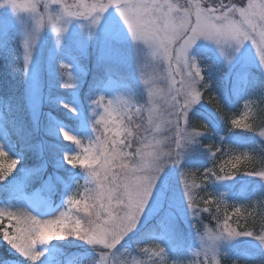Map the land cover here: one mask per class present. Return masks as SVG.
Instances as JSON below:
<instances>
[{"label": "snow or ice", "instance_id": "1", "mask_svg": "<svg viewBox=\"0 0 264 264\" xmlns=\"http://www.w3.org/2000/svg\"><path fill=\"white\" fill-rule=\"evenodd\" d=\"M13 31L15 48L8 41ZM93 46L103 71L89 82L83 60ZM14 53L30 120L9 119L14 106L0 100V192L7 194L0 234L19 264H62V248L78 242L91 246V255L68 264H186L189 258L220 264L221 256L264 264V224L257 234L233 227L226 212L219 218L226 198L255 195L246 191L247 178H260L264 191V168L238 173L242 156L249 157L229 155L220 175L206 166L216 153L203 144L212 136L225 139L221 117L203 99L211 57L232 79L225 104L243 99L247 110L231 118L226 139L247 148L259 141L264 152V122L259 130L248 122L257 102L246 98L257 85L264 93V0H0V57ZM57 63L66 71L68 95L46 97L45 75L50 84ZM137 95L144 97L140 106ZM46 102L62 109L64 119L43 113ZM258 103L264 105V94ZM193 116L207 131L193 127ZM29 153L40 162L21 165ZM49 165L64 175L45 179ZM197 167L204 170L201 184L190 179ZM29 178L48 197L60 190L61 204L25 196ZM198 200L216 203L215 228L193 225L211 213Z\"/></svg>", "mask_w": 264, "mask_h": 264}, {"label": "rangeland", "instance_id": "2", "mask_svg": "<svg viewBox=\"0 0 264 264\" xmlns=\"http://www.w3.org/2000/svg\"><path fill=\"white\" fill-rule=\"evenodd\" d=\"M235 2L239 3L240 0H235ZM17 38H18L17 32L13 31L12 33L9 34L8 41H9L10 47H12V48L16 47V45L18 44ZM95 55H97V57H98L99 53H98L97 49L93 46L92 48L89 49L87 57L83 60V63L85 65H87L89 72L91 70H94V72H96L98 70L99 71L102 70V68L98 69V67H97V58H93L94 60L91 59V56H95ZM18 56H19V53H14L13 55H10L7 57H0V99L1 100H8L14 106V111L11 113H8L9 119H11V117H14V114H22V113L24 115H25V113L29 114V112L27 110H25L23 107V94H24V87L25 86H24V83L22 80L21 73L18 71V67H19ZM205 62L208 65H212V67L210 69L211 88L207 89V90H210L211 95L209 94V92H205V90H204L203 99H204V102L208 103L210 107H213L216 111L217 110L219 111L218 102L221 104H224L225 107H228V104H225V102H224L223 96L225 94H227L229 92V90L231 89L232 79L230 76H227L225 74L227 71L226 65L221 64V63H214L213 58H211V57L207 58ZM55 71H56V78L50 84L48 82L47 74L45 75V88H44L45 96L47 97L49 94H51V96L53 98L58 96V95L66 97L68 95L67 90L62 88V84L65 81H67L66 71L60 67L59 63L56 64ZM208 74H209V71L206 70L205 75L207 76ZM163 86L164 85H161V87H163ZM139 91L140 90L138 89V92ZM262 94H264V93H262V90L260 89L259 85H257L255 87H253L252 89H250V95L248 97H246L247 99H250V100L257 102V103L250 105L251 111L248 114V122L249 123H253L255 118H256V114H255L256 108L260 105L258 103V101L260 100ZM144 95L146 96V93ZM207 98H208V100H207ZM135 99H137L138 102H139V100L142 101V104L144 103V99H142L141 96H139V95H137L135 97ZM217 100H218V102H217ZM210 103L211 104L214 103L213 104L214 106H212ZM51 106H53L54 109H56V110L63 111L54 103L46 102L43 105L42 112L43 113H50V111L47 112V109L51 108ZM137 106H139L138 103H137ZM229 107H234L233 113H232L233 117L236 115H242L247 111L245 109L243 99L234 102L233 106H229ZM50 114L52 115V113H50ZM29 116H30V114H29ZM133 118H136V117L133 116ZM197 118L198 117H195V116L191 117L193 127L199 131H204V130L200 129L199 127L195 126V123L197 122ZM41 119H42V121H44L45 117L42 116ZM230 129H231V124H229V126L226 128V132L223 131L219 134L220 136L225 137V139L223 141H221L219 136H212L211 137L213 142L220 144L219 149H221V151L219 152L218 155L215 156V158L210 159L211 162L209 164H207L206 166L207 167H213L215 165L214 170L217 171V173L220 175L224 174L223 172H221L219 170L220 165L224 161L229 159V155L242 156V154L247 153L249 158L245 160L242 156L241 163L238 166V169L241 168L242 164L248 165L251 161L250 160L251 154L247 151L248 150L247 147H241L239 145L230 144L228 142V140L226 139ZM11 140H12L13 144H16V138L14 137V133L11 134ZM85 143H87V141H85ZM256 146H257V143L252 147H256ZM259 146H260L259 149H261L262 146L261 145H259ZM17 150H19V149H17ZM21 165H18L17 167L20 168ZM198 169L200 170L199 167L191 169V171L193 170L192 172L194 173V175L191 176L190 179L194 180L196 184H201L202 175H203L204 170L202 169V171L200 173H198ZM80 171H82V170H80ZM243 172H247V171H243ZM49 174H51V173L45 174L46 179H47ZM58 175L61 176L60 174H58ZM247 179H248L247 185H249L252 182L258 181L260 178L251 177V178H247ZM30 180H31L30 178L25 180V188H26V186H28V182H30ZM80 183L81 184L84 183L83 179L80 180ZM246 189H248V186H246ZM208 190L212 191L211 188H209ZM81 191H82V189H81ZM197 193H200V191L197 190ZM202 194L205 195L204 193H202ZM24 195L25 196L36 195V196L49 198L54 207L59 206L61 204V202H60L57 205H55L54 195H51L50 197H48L46 193L40 192L39 189H36V190H34L32 192H28V193L24 192ZM254 199H255V196L251 197L248 200L226 198L225 203L220 204V208L222 210H221V213H219V217L222 220L224 217V214L226 212L229 216L232 217L233 221H236V223H233V227H237L238 230H243V229L247 228L249 230L257 231V234H259L258 233L259 229H256V228H257L258 223L261 220H259L258 214L256 213V206H258V204L255 203ZM0 201H3V200H0ZM20 206L24 207V205H20ZM201 206L211 208V212H212V208H216V203L213 202L210 205H202L201 204ZM236 209L240 210L239 213L236 212ZM63 210H64V208L59 209V211H63ZM59 211H57L55 214L59 215ZM216 213H217V211L215 212V215H216ZM207 214H209V213H207ZM43 218H51V217H43ZM212 224H213V226L211 228H215L216 223L213 222ZM197 226H198V228H200L199 225H197ZM200 230L203 231L202 228H200ZM56 243H60V242H56ZM1 245L8 247L11 252L16 253L11 248V246L8 245L7 242L3 240L2 235L0 236V246ZM74 245L75 244H72L71 247H73ZM64 256L65 255L62 251V255H60L58 257V259L60 260ZM229 258L233 261L229 264H235L236 263L235 257L229 256ZM219 259L221 262L223 259V256H221ZM242 262H245V261L243 260ZM10 264H19V262L12 261Z\"/></svg>", "mask_w": 264, "mask_h": 264}, {"label": "trees", "instance_id": "3", "mask_svg": "<svg viewBox=\"0 0 264 264\" xmlns=\"http://www.w3.org/2000/svg\"><path fill=\"white\" fill-rule=\"evenodd\" d=\"M141 98L144 99V97H141ZM207 100H208V98H207ZM219 111H220V113H221V115L223 117H225L226 119H230V117H231L230 111H228L226 108L221 107L219 105ZM255 114H256V118H255L253 124L257 128V130H259L262 122H264V105L260 104L256 108V113ZM198 118H197V122L195 123V126L199 127L200 129H202L204 131H207V129H205V127H204V125H205L204 123H206V122L204 120H202L201 118H199V119ZM136 122H139V120H136ZM203 144L211 145L212 143H211V141L209 139L204 138L203 139ZM259 145H257L256 147L248 148L247 151L251 154V158H250L251 161H250V163L248 165L242 164L241 168L238 169V173H242L243 171H254V170H259L261 168H264V159H261L262 155H264V152H262V148L259 149V147H260ZM214 147H215V144H214ZM30 156H31V158H33L34 155L29 153V157ZM198 173H200V171ZM260 192L261 193H259L254 199L255 203L258 204V206H256V213L258 214L259 220H261L258 223L256 229H259L260 226L262 224H264V191H260ZM202 193L203 192H200V193H197V194L199 196H204ZM197 202H199L200 204L204 205L202 201L198 200ZM221 210L222 209L220 208L219 213H221ZM216 211H217V208H212V212L207 214V215H205V217L207 219H210L211 221L215 220V219H213V216H215V212ZM90 247L91 246H88V249H90ZM64 248L66 250H73V249H78L79 251L85 250L84 249L85 247L81 246V242L75 244L73 247H71V245H67ZM186 264H190V263L186 262ZM226 264H228V263H226ZM237 264H246V262L245 263L237 262ZM252 264H261V262L259 260H256V261L252 262Z\"/></svg>", "mask_w": 264, "mask_h": 264}]
</instances>
